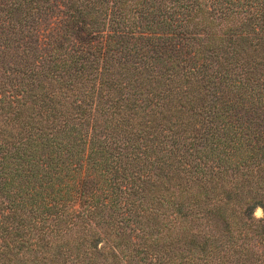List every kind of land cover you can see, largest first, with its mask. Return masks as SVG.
<instances>
[{"label": "trees", "instance_id": "obj_1", "mask_svg": "<svg viewBox=\"0 0 264 264\" xmlns=\"http://www.w3.org/2000/svg\"><path fill=\"white\" fill-rule=\"evenodd\" d=\"M0 264H264V0H0Z\"/></svg>", "mask_w": 264, "mask_h": 264}, {"label": "rangeland", "instance_id": "obj_2", "mask_svg": "<svg viewBox=\"0 0 264 264\" xmlns=\"http://www.w3.org/2000/svg\"><path fill=\"white\" fill-rule=\"evenodd\" d=\"M257 209H260V208H257ZM257 209L255 210V217L256 218H261L262 217V211H260V215H259V213H257ZM261 210V209H260ZM257 213V214H256ZM257 215H259V216H257Z\"/></svg>", "mask_w": 264, "mask_h": 264}, {"label": "clouds", "instance_id": "obj_3", "mask_svg": "<svg viewBox=\"0 0 264 264\" xmlns=\"http://www.w3.org/2000/svg\"><path fill=\"white\" fill-rule=\"evenodd\" d=\"M260 211H261L260 209H257V213H259V215H260ZM257 213H256V214H257ZM259 215H257V216H259Z\"/></svg>", "mask_w": 264, "mask_h": 264}]
</instances>
